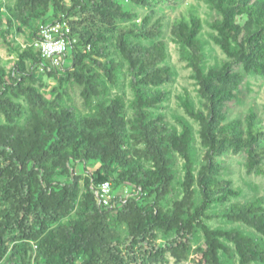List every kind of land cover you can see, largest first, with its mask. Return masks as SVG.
<instances>
[{"label": "trees", "instance_id": "16d2710c", "mask_svg": "<svg viewBox=\"0 0 264 264\" xmlns=\"http://www.w3.org/2000/svg\"><path fill=\"white\" fill-rule=\"evenodd\" d=\"M202 1L216 11L210 37L226 58L208 62L195 6L174 20L204 107L186 91V114L171 123L163 23L133 6L178 0H0V36L14 55H0V264H151L169 254L264 264V196L233 200L242 191L220 157L246 151L264 173V121L253 110L228 120L224 109L244 72L264 75V0ZM56 20L71 26L68 62L40 71L32 41ZM89 164L98 167L86 174ZM106 180L113 206L96 195ZM124 186L132 195L117 192Z\"/></svg>", "mask_w": 264, "mask_h": 264}, {"label": "rangeland", "instance_id": "374dc122", "mask_svg": "<svg viewBox=\"0 0 264 264\" xmlns=\"http://www.w3.org/2000/svg\"><path fill=\"white\" fill-rule=\"evenodd\" d=\"M12 2L13 0H5ZM191 5L195 6L202 17L204 18L203 38L206 40V52L208 62L211 64L216 60L226 58V54L220 46L216 44L210 37V27L208 21L212 20L216 11L211 9L208 4L202 0H178L176 4L164 2L161 4H153L151 7L142 5L133 6L138 11L139 17L142 18L145 13L152 12L153 18L150 23H154L159 18L163 23V35L161 38L166 39L169 45V56L164 62L170 66L173 71V79L163 85L169 92V100L164 102L163 111L166 114L167 120L171 123H176V115L186 114L180 101V94L189 91L191 96L196 100L198 106L204 107L201 103V96L198 91L195 78L192 75V68L187 65V62L182 60L179 54L178 45L173 40L171 28L174 20L182 13H187ZM28 37L27 34H19L18 38L22 41ZM0 55L3 59H13L14 55L8 49L6 43L0 36ZM238 70L245 71L242 65H237ZM243 81L240 84L239 92L235 98L229 100L225 105V110L228 114V120L237 117L244 118L251 110L257 113V116L264 121V75L258 73H245ZM51 85L55 80L50 78ZM70 92L75 97L77 103L82 107L83 100L80 95V88L70 86ZM128 94L131 96V91L128 88ZM197 127L199 124L194 122ZM224 165L223 176L232 178L234 185L242 191L238 198L233 200L246 201L255 196H264V173L252 169L248 165V154L246 151L229 150L224 155L220 156ZM98 167V164H89L86 170H82L86 174ZM79 171V170H78ZM128 186H124L117 192L123 196L131 194L132 191ZM213 226L223 224L219 217L210 220ZM168 261H155L151 264H190L189 260L177 261L172 255H168Z\"/></svg>", "mask_w": 264, "mask_h": 264}, {"label": "built area", "instance_id": "2783aa9c", "mask_svg": "<svg viewBox=\"0 0 264 264\" xmlns=\"http://www.w3.org/2000/svg\"><path fill=\"white\" fill-rule=\"evenodd\" d=\"M70 32L71 26L67 20L41 24L38 36L32 41V45L40 50L43 57L38 66L40 71H51L63 67L68 62L66 52L69 49ZM95 191L100 204L113 206V186L110 180L103 181Z\"/></svg>", "mask_w": 264, "mask_h": 264}]
</instances>
